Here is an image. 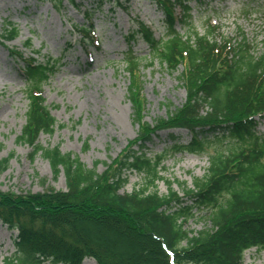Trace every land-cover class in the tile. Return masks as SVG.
<instances>
[{"label":"trees","instance_id":"trees-1","mask_svg":"<svg viewBox=\"0 0 264 264\" xmlns=\"http://www.w3.org/2000/svg\"><path fill=\"white\" fill-rule=\"evenodd\" d=\"M50 1L60 8L66 0ZM154 1L168 25L167 39L156 38L143 24L135 33L150 47L148 65L158 59L170 71L182 67L178 79L186 101L174 110L168 103L166 117L146 121L141 63L127 54L129 98L139 133L103 172L97 168L100 161L88 167L59 144L39 141L41 133L53 134L65 126L58 124L43 95L59 61L27 59L10 49L14 60L24 63L20 68L28 99L18 141L31 147L32 159H47L56 179L63 173L66 189L0 190V220L18 231L15 252L0 264H83L86 258L97 264H244L246 250H264V137L256 130L257 116L264 117V51L254 52L245 39L237 44L218 40L216 26L209 25L203 34L195 30L191 0ZM84 15L89 19L88 12ZM177 21L190 31L179 32ZM18 33L17 27L7 30L0 44ZM168 129L191 134L187 143L174 142L172 149L207 153L206 172L193 176L192 187L162 174L168 149L153 157L144 150L159 131ZM169 136L180 139L174 132ZM13 156L0 159V171L8 169ZM127 171L143 174L145 183L123 192ZM160 180L167 183L166 193L157 189ZM193 219L202 223L200 229L187 226Z\"/></svg>","mask_w":264,"mask_h":264},{"label":"rangeland","instance_id":"rangeland-1","mask_svg":"<svg viewBox=\"0 0 264 264\" xmlns=\"http://www.w3.org/2000/svg\"><path fill=\"white\" fill-rule=\"evenodd\" d=\"M189 3L192 26L201 34L209 25L216 26L218 40L229 39L237 44L245 39L254 52L264 51V0H191ZM86 9L90 13L89 23L83 17ZM141 24L153 30L157 38L167 39L168 25L154 0L102 3L77 0L76 6L65 1L57 9L49 0H0V35L14 27L19 29L15 39L0 44V159L14 153L8 169L0 171L1 191L39 192L49 186L66 189L64 174L56 179L49 161L42 155L32 159L31 147L18 141L28 107L24 91L26 77L19 67L23 62L15 61L9 49L22 52L27 59L34 56L43 61L52 57L59 61L55 73L43 86V95L58 124L65 126L57 127L53 134L41 133L39 141L43 145L59 144L63 152H72L88 167L100 161L97 168L103 172L139 133L129 98L131 76L126 69L127 54L139 57L141 63L138 74L146 121L154 123L157 118L166 117V104L170 103L174 110L186 101L185 88L178 79L182 67L170 71L158 59L148 65L151 50L144 39L126 42L125 37ZM83 26L89 30L90 43L87 40L82 46L79 29ZM176 28L181 33L190 31V27L179 22ZM29 39L31 44L26 48ZM257 121L256 129L264 136V117L258 116ZM170 132L180 135V139L169 136ZM190 138L191 134L185 130H163L144 150L153 157L168 149L164 161L167 169L162 174L172 180L186 181L192 187L193 176L206 172L207 153L174 150L171 146L178 141L187 143ZM126 175L128 181L122 187L123 192H131L145 183L141 173L127 171ZM173 186L184 195L178 183ZM157 189L166 193V181H158ZM187 226L200 229L202 223L193 219ZM17 235L18 231L9 229L0 220V260L15 252ZM84 262L97 264L90 258ZM243 262L264 264V250L248 249Z\"/></svg>","mask_w":264,"mask_h":264},{"label":"bare ground","instance_id":"bare-ground-1","mask_svg":"<svg viewBox=\"0 0 264 264\" xmlns=\"http://www.w3.org/2000/svg\"><path fill=\"white\" fill-rule=\"evenodd\" d=\"M84 264H85V262H84Z\"/></svg>","mask_w":264,"mask_h":264}]
</instances>
